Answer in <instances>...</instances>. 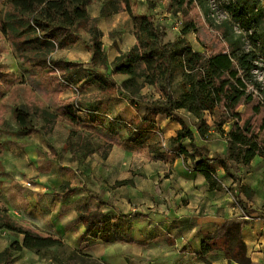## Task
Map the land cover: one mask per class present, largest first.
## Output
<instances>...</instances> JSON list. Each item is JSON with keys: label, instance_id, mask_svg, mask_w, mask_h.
<instances>
[{"label": "rangeland", "instance_id": "rangeland-1", "mask_svg": "<svg viewBox=\"0 0 264 264\" xmlns=\"http://www.w3.org/2000/svg\"><path fill=\"white\" fill-rule=\"evenodd\" d=\"M108 1L94 0L92 9L96 10L99 2L105 4ZM131 1L136 14H149L156 24L165 28L163 43L181 37L184 14L171 7L169 0ZM204 1V8L189 11L198 31L188 33L186 39L201 52L205 47L200 39L210 46V50H221L225 43L215 28L222 22L228 23L230 33L239 36L244 47L258 55L255 77L261 82L264 97V0H247L257 14L248 19L249 14L243 20H236L228 12L226 7L232 0ZM120 13L126 17L121 23L124 27L110 32L106 37L108 45L127 27L134 25L132 18L127 19V12ZM80 36L83 41L81 53H92L90 34L84 24ZM71 52L75 55L79 51ZM85 69L76 77L77 80L82 78L81 81L73 83L61 81L53 67L32 66L28 59L16 55L0 21V207L8 208L21 224L64 240L62 245L40 251L24 249L9 264H148L147 258L139 255L142 249L168 254L169 258L183 255L191 263V234L184 239L182 224L169 228L160 222L157 228L147 227L151 222L143 216L160 211L167 200L158 188H163L173 173L177 145L172 144L171 137L182 128L179 119L184 120L193 132V137L189 136L183 146L196 159L229 154V123L219 129L213 125L214 118L208 112L198 119L187 109H178L172 116L158 115L155 119L157 128L147 135L144 120L137 121L136 129L132 128V121L138 115H144L154 100H163L168 93L175 99L181 98L184 92L181 71L169 85L159 83L136 93L133 101L139 114L128 120L101 107L107 98L96 96L100 92L86 94L74 88V95H68V88L79 85L85 89L89 85L93 69ZM101 73L105 74L107 70L104 68ZM127 102H132L129 96ZM68 103L76 106L80 122L73 123L64 115ZM17 108L28 113L31 133L21 131L15 118ZM45 112L56 115L50 131ZM201 125L204 134L199 129ZM106 153L108 156L104 158ZM185 163L194 170L190 157ZM212 165L223 184V189L218 191L224 193L226 202L230 203L231 221H243L245 226L255 218L264 220V157L258 156L248 165L238 166L231 161L227 171L219 162ZM28 181L31 186L26 184ZM242 184L249 185L254 191L250 198L241 192ZM84 202L103 209L110 217L115 213L120 215L121 222L115 223L121 227L120 233L126 240L107 243L89 236L77 214V206ZM242 215L250 218L244 219ZM148 231L156 242L143 244ZM19 235L0 230V249L4 250ZM194 249L192 245V251L196 252ZM260 253L264 257V250ZM30 255H34L33 258ZM178 261L180 264L183 260Z\"/></svg>", "mask_w": 264, "mask_h": 264}, {"label": "trees", "instance_id": "trees-1", "mask_svg": "<svg viewBox=\"0 0 264 264\" xmlns=\"http://www.w3.org/2000/svg\"><path fill=\"white\" fill-rule=\"evenodd\" d=\"M171 7H176L184 14L181 37L173 42L163 43L166 30L155 23L149 14H136L131 0H109L103 4L101 15L127 12L134 23L136 44L127 52H120L113 62V74L129 76L122 85L99 73L96 68L108 67L107 50L103 42V31L98 26V18L89 10V0H0V21L3 33L11 41L16 55L29 60L34 67H53L63 82H80L76 79L86 70L79 62L67 61L54 57V52L76 44L80 29L84 24L90 34L92 46L89 82L98 83L103 89L101 99L110 98L117 90H123L132 99L145 86L159 83L169 85L178 71L182 73L184 92L180 99L168 93L163 100H154L144 115H138L132 121L136 129L137 121L147 123L146 134L157 128L156 117L160 114L172 116L175 110L187 109L198 119L208 112L213 118V125L222 129L229 123V154L214 157L204 156L196 159L195 155L183 142L193 137V132L186 122L179 119L182 128L171 137L172 144L177 145L174 159L190 157L194 170L203 174L210 190H222L217 170L212 165L219 162L227 171L230 162L236 165H248L256 157H264V97L261 82L255 77L258 69V55L254 50L244 47L242 39L230 33L229 25L222 22L215 30L225 46L221 50H210V46L200 39L205 51L201 52L186 39L190 32H197L198 27L189 17L191 8H204V0H169ZM228 12L236 19L243 20L256 17V12L247 0H232ZM263 10V8L261 9ZM90 68V69H91ZM49 131L55 124L56 115L44 113ZM64 115L73 123L80 122L76 106L68 103ZM15 118L23 133L33 131L28 113L21 108L15 110ZM203 124L206 122L203 120ZM201 134L205 131L199 127ZM132 130V129H131ZM108 154L103 157L107 158ZM241 192L251 197L253 190L247 184L241 185ZM77 214L85 225L87 234L101 238L105 242L125 241L120 228L102 209H93L88 203L77 206ZM243 221L233 220L224 223L214 232H207L202 240V255L215 250L225 253L229 261L239 264H253L248 254V246L243 238ZM0 230L16 232L21 240L12 242L0 251V264L11 263L16 255L24 249L42 250L64 244V240L52 234H42L32 227H27L14 219L6 207H0Z\"/></svg>", "mask_w": 264, "mask_h": 264}, {"label": "crops", "instance_id": "crops-1", "mask_svg": "<svg viewBox=\"0 0 264 264\" xmlns=\"http://www.w3.org/2000/svg\"><path fill=\"white\" fill-rule=\"evenodd\" d=\"M92 1L94 0H89V10L93 17L98 18V26L104 33L103 42L108 56V67L105 68L107 73L104 75L120 86L129 78V76L126 74H113V62L121 51L127 52L136 44L137 39L134 32V25L132 28L127 27L120 37H117V39L114 38L112 44L108 45L106 37L109 36L110 32L114 29L121 26L124 27L123 24H121L122 20L124 21L122 18L126 17L121 13L103 16L101 15L103 3L99 2V6H97L96 10H93ZM127 19L131 20L129 14L127 15ZM82 46L83 41L81 37L76 44L70 45L64 49H58L53 55L55 58L67 61L83 62L85 63V67L91 68L90 61L92 53L88 51L86 54L82 50L84 52L82 54L80 51ZM75 50H78L79 52L74 55L71 51ZM96 69H99L98 72L101 73V70L104 68ZM147 86H145V88ZM85 87L86 88L83 89L79 85H76L68 88V95H74V88L78 92L81 91L86 94L101 92L103 89L98 83L94 82H90L89 85H86ZM117 91L118 92L113 96L107 98L106 102L101 107L105 110L107 109L108 112L115 116L127 117L128 120L134 119L139 113L133 106H131V104H129V102H127V95L123 93V90L121 89ZM170 136H173V134L171 133ZM111 158L112 156H110L108 160L110 161ZM158 191L161 195H164L167 198L165 205H163V208L160 209V211L155 210L149 214L146 213L143 216V219H148L149 222H151V224L148 223L147 227L154 228H157L160 225V222L161 225L169 228H175L177 225L182 224L185 231V235L183 236L184 239L188 238L191 234V263L187 262L186 257H183V255L169 258L168 254L163 255L158 252L150 253L142 249L139 251V255L143 254L147 258L148 264H179L178 260H183L180 264H239L236 261L230 262L225 253L221 250H215L205 256L202 255V240L204 234L207 232H214L224 223L230 222L232 209L230 208V203L226 202L225 194L218 190H210L206 177L203 174L192 170L185 163L184 157L173 158V173L169 179H166L164 187H159ZM184 202L188 204H185ZM91 208L97 209L94 207ZM124 209L127 211L129 210L127 207H124ZM119 217L120 215L117 213L111 216L113 221L117 223L121 222ZM242 218L249 219L250 217L248 215H242ZM142 221L144 222V220ZM145 233H147L148 236H144L145 240L142 241L143 244L156 242L154 241L155 237H153V234L151 236L149 231ZM243 238L247 243L248 254L251 257L253 264H263L264 257L260 252L264 250V244L261 245L262 242H264V220L255 218L253 221L245 224L243 227ZM15 240H21V235H19L18 238H15ZM178 241H180V239L178 240L177 238V242ZM11 243L12 242H9L5 248ZM253 243L256 245H253ZM192 245L195 246L194 250L196 252L192 251ZM0 250L2 251L3 249ZM30 256L33 258L34 255ZM128 263L126 262L125 264Z\"/></svg>", "mask_w": 264, "mask_h": 264}, {"label": "built area", "instance_id": "built-area-1", "mask_svg": "<svg viewBox=\"0 0 264 264\" xmlns=\"http://www.w3.org/2000/svg\"><path fill=\"white\" fill-rule=\"evenodd\" d=\"M79 107V106H78ZM79 109L81 110V111H84V108H82V107H79ZM108 117H110V116H108ZM111 118V117H110ZM26 184L28 185V186H31L32 185V183L31 182H26Z\"/></svg>", "mask_w": 264, "mask_h": 264}]
</instances>
